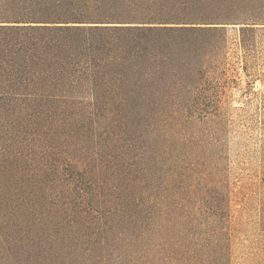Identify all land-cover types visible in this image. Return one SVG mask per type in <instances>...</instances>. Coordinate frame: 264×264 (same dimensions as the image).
I'll list each match as a JSON object with an SVG mask.
<instances>
[{"label":"trees","instance_id":"trees-1","mask_svg":"<svg viewBox=\"0 0 264 264\" xmlns=\"http://www.w3.org/2000/svg\"><path fill=\"white\" fill-rule=\"evenodd\" d=\"M230 31L248 71L264 0H0V264L211 263Z\"/></svg>","mask_w":264,"mask_h":264},{"label":"rangeland","instance_id":"rangeland-1","mask_svg":"<svg viewBox=\"0 0 264 264\" xmlns=\"http://www.w3.org/2000/svg\"><path fill=\"white\" fill-rule=\"evenodd\" d=\"M228 36L223 65L209 72L218 98L217 107L208 110L213 121L204 130V140L213 143L210 151L217 155L222 170L228 221L216 234L207 225L208 234L200 239L205 244L218 243V232L225 234L210 250V264H264V35L257 40L248 71L238 34L230 31ZM220 254L225 257L223 263Z\"/></svg>","mask_w":264,"mask_h":264}]
</instances>
